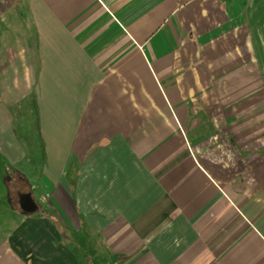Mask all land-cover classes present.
Wrapping results in <instances>:
<instances>
[{"label":"crops","instance_id":"1","mask_svg":"<svg viewBox=\"0 0 264 264\" xmlns=\"http://www.w3.org/2000/svg\"><path fill=\"white\" fill-rule=\"evenodd\" d=\"M23 6L27 48H0V264H264V0Z\"/></svg>","mask_w":264,"mask_h":264},{"label":"rangeland","instance_id":"2","mask_svg":"<svg viewBox=\"0 0 264 264\" xmlns=\"http://www.w3.org/2000/svg\"><path fill=\"white\" fill-rule=\"evenodd\" d=\"M30 12L28 8L23 6V0H0V48L1 50L12 47L16 48L18 55L24 52L27 48V39L31 38L35 33V25L30 20ZM16 44V46H15ZM27 54L22 55V58L17 60L18 79L20 83L27 82L30 78L29 75V58L30 54L36 59L34 47L26 50ZM5 53L2 54V58ZM36 61V60H35ZM13 110L18 114V122L16 125L24 126L26 131L22 137L27 141V163L30 162L32 171L39 172L42 165L41 143L38 130L37 114L35 108L31 106L30 101H20L13 106ZM20 188L11 187L10 195L13 199H17V193ZM28 190V189H27ZM29 191V190H28ZM32 198H37L36 193H31ZM38 195V194H37ZM38 199V198H37ZM37 201V200H36ZM35 202V201H34ZM39 202V200H38ZM17 208L19 207L16 202ZM41 206L42 203L39 202Z\"/></svg>","mask_w":264,"mask_h":264},{"label":"water","instance_id":"3","mask_svg":"<svg viewBox=\"0 0 264 264\" xmlns=\"http://www.w3.org/2000/svg\"><path fill=\"white\" fill-rule=\"evenodd\" d=\"M20 204L25 212H34L37 209V206L29 193L21 195Z\"/></svg>","mask_w":264,"mask_h":264},{"label":"trees","instance_id":"4","mask_svg":"<svg viewBox=\"0 0 264 264\" xmlns=\"http://www.w3.org/2000/svg\"><path fill=\"white\" fill-rule=\"evenodd\" d=\"M36 43V52H38L37 50H38V43H37V41L35 42ZM32 101H33V103H35V95H33V97H32Z\"/></svg>","mask_w":264,"mask_h":264}]
</instances>
